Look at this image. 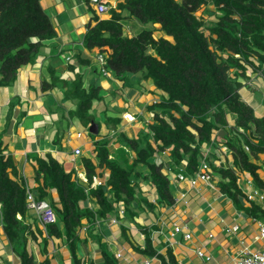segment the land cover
Listing matches in <instances>:
<instances>
[{
	"label": "trees",
	"instance_id": "16d2710c",
	"mask_svg": "<svg viewBox=\"0 0 264 264\" xmlns=\"http://www.w3.org/2000/svg\"><path fill=\"white\" fill-rule=\"evenodd\" d=\"M85 2L89 5L88 0ZM209 5L214 6L211 19L197 15ZM89 8L92 21L84 35L85 48L99 49L106 70L115 77L139 74L163 96L147 107L152 120L138 138L130 140L120 135L122 145L135 154L132 163L125 150L110 159L108 138L94 141L93 153L99 163L82 159L88 187L48 155L36 157L39 184L32 191L25 180L16 177L13 159L0 152L1 216L10 242L21 249V264H38L28 251L23 224L29 209L28 191L38 203L45 202L50 192L58 194L50 205L58 221L47 228V235L51 239L65 238L73 264H83L76 253L81 240L77 231L83 218L94 223L97 216L106 219L122 206L125 214L135 216L136 204L150 210L173 207L176 201L167 169L195 175L204 153L216 141L217 146L223 144L230 149L233 160L232 167L216 166L210 156L206 157L211 170L228 180L218 184L220 192L232 199L237 209L264 219L263 208L252 203L250 209L245 207L246 196L238 185L239 175H246L264 193L258 173L264 167V159L260 161V155H264V116L257 114L242 93L253 75L264 80V0H121L107 20ZM125 19L145 27L152 25V29L125 36ZM154 25H160L163 36L156 35ZM56 36L41 0H0V88L12 86L19 71L36 61L43 43ZM98 90L95 86L82 90L76 113L80 118L92 121V101L102 100ZM167 151V162L150 161ZM101 169L109 171L106 184L91 188L93 176L102 175L98 173ZM140 180L155 190L156 204L139 198ZM87 202L95 203L98 209L88 208ZM143 233L144 249H137L141 255L176 264L172 250L168 249L166 256L157 254L152 242L154 228H146ZM41 264L51 262L46 259Z\"/></svg>",
	"mask_w": 264,
	"mask_h": 264
},
{
	"label": "crops",
	"instance_id": "0c3cea01",
	"mask_svg": "<svg viewBox=\"0 0 264 264\" xmlns=\"http://www.w3.org/2000/svg\"><path fill=\"white\" fill-rule=\"evenodd\" d=\"M102 1L108 11L98 15L101 19H110L111 9H115L121 0ZM41 4L51 17L57 36L43 43L36 61L19 71L12 86L0 88V152L13 159L16 177L25 180L32 191L39 184L36 157L45 158L48 155L63 164L67 172H74L79 182L88 187L82 159L92 158L94 163H99L93 153L94 141L108 138L110 159L125 150L132 163L135 154L122 145L120 135L130 140L138 138L152 120L147 107L159 102L163 95L139 74L117 78L108 71L107 75L101 72L99 49L88 51L84 46V35L92 21L90 5L85 0H41ZM210 7L214 11V6L210 5L205 13L209 11L211 15L213 11ZM209 14L206 17L211 19ZM126 21L129 22L123 24L125 36L132 37L141 32L135 33L131 29V24L137 21ZM154 28L158 30V37L163 36L159 31L160 25H154ZM254 80L260 85L264 83L261 78L255 79V75L252 82ZM91 86L99 87L98 94L102 100L92 101L89 111L92 121H88L76 113L82 90L88 91ZM258 91L251 93L252 97ZM246 92L242 91L247 98ZM251 106L258 115L264 116L260 111L262 105ZM125 115H132L134 120L127 121ZM92 122L99 126L98 135L88 133ZM218 142L223 141L220 139ZM77 149L81 151L79 156L75 155ZM169 154L167 151L150 161L167 162ZM208 156L216 166H233L232 152L223 144L217 146V141L207 150ZM263 159L264 155H260V161ZM167 170L170 190L176 201L173 207L156 206L150 210L146 205L136 204L135 216L125 214L122 206L118 213L106 219L97 216L94 223L86 218L81 220V227L77 231L81 240L77 243L76 253L83 264H140L145 258L163 264L159 257H146L137 250L139 247L144 249L143 230L146 228H154L152 242L157 254L166 256L167 250H172L176 264H235L240 250L245 246L264 250V240L257 239L259 224L264 219H256L248 212L237 209L234 201L220 192L218 184L227 183V179L211 170L212 177L208 183L199 181L192 186V176H187L183 170ZM98 173L102 174L97 177L105 185L109 171L101 169ZM258 173L264 182V167ZM10 174L15 180L14 172ZM139 182V198L144 197L156 204L155 190L147 182ZM238 185L246 196L245 207L250 209L252 203L264 209V204L259 200L248 201L249 194L256 191L264 193L246 175H239ZM90 187L96 188L92 182ZM57 198L58 194L53 191L45 202L51 205ZM85 205L98 209L93 202ZM1 211L0 204V264H21V249L11 243L6 235ZM112 220H117V224H113ZM23 224L28 251L38 264L46 259L51 264H73L66 239L49 238L36 210L28 209ZM176 226L183 227L191 235L190 239L185 238L183 233L174 234ZM235 226L238 230L231 231ZM45 238L48 239L46 244ZM200 249L210 256L209 261L197 255Z\"/></svg>",
	"mask_w": 264,
	"mask_h": 264
},
{
	"label": "built area",
	"instance_id": "2783aa9c",
	"mask_svg": "<svg viewBox=\"0 0 264 264\" xmlns=\"http://www.w3.org/2000/svg\"><path fill=\"white\" fill-rule=\"evenodd\" d=\"M89 3L100 14L105 13L107 11V6L105 3H103L102 0H89ZM99 62L101 64V72L104 75H107V70L105 68L106 62L103 56H99ZM125 118L127 121L134 120V117L132 115H125ZM244 149L247 152H249V147L245 146ZM80 154L81 151L79 149L75 150V155L79 156ZM204 157L205 158L201 160L199 170L191 178L192 186H195L199 181L203 183H208L211 180L212 171L206 160L207 151L204 153ZM180 178L182 179L183 176L181 175ZM92 185L94 187L101 186L102 185L101 179L98 178L97 176H93ZM181 198H184V196H181ZM247 198L249 202H254L257 200H259L262 203L264 202V194L258 193L257 191L254 192L253 194L252 193L249 194ZM28 200H29L28 207L36 210L39 217V221L46 231L49 226L57 223L58 217L56 213L53 211V209L50 207L49 203L47 202L38 203L30 191H28ZM112 222L113 224H117V220H112ZM237 230H238L237 226L231 229V231L233 232H236ZM182 233L185 235V238L190 239L191 235L189 233H186L183 227L180 226L174 227V234H182ZM258 235L259 236L257 239L260 238L264 240V221L259 224ZM197 255L201 258H205L207 261L211 259L210 256L205 254V252L202 249L197 250ZM118 257H120V255H118ZM140 264H156V263L154 259L145 258ZM235 264H264V250H260V251L253 250L250 247L245 246L240 250L239 257L237 258Z\"/></svg>",
	"mask_w": 264,
	"mask_h": 264
},
{
	"label": "rangeland",
	"instance_id": "374dc122",
	"mask_svg": "<svg viewBox=\"0 0 264 264\" xmlns=\"http://www.w3.org/2000/svg\"><path fill=\"white\" fill-rule=\"evenodd\" d=\"M178 1L180 2L181 0H178ZM209 6H208V8H209ZM92 8L94 9V7H92ZM210 9H211V11H213L212 7H210ZM201 14L203 15L205 20H209L206 17L209 14L208 12L205 13V11L203 9H201V11L197 13V15H201ZM128 22L129 21H126V19L122 21V23L124 25ZM131 26H132L131 27L132 31H134L135 33H138L139 31H142L143 29H146V30L152 29V25H147V27H144V25H141L138 22L132 23ZM252 89H254V90H252ZM257 90H259L258 94L252 97L251 93H254ZM244 91L245 92L247 91L246 92L247 98L245 96H243L244 100L248 101L249 104H251V105H255V106L262 105L263 107L260 108V111L264 113V83L262 85H260V83L256 80H254L253 82L251 81L250 84L248 85V87L244 88ZM88 133H89V131H88Z\"/></svg>",
	"mask_w": 264,
	"mask_h": 264
},
{
	"label": "water",
	"instance_id": "95a60500",
	"mask_svg": "<svg viewBox=\"0 0 264 264\" xmlns=\"http://www.w3.org/2000/svg\"><path fill=\"white\" fill-rule=\"evenodd\" d=\"M98 132H99L98 124L95 122H92L91 126L89 128V133L94 134V135H98ZM45 205H47V204H45Z\"/></svg>",
	"mask_w": 264,
	"mask_h": 264
},
{
	"label": "clouds",
	"instance_id": "9594fccd",
	"mask_svg": "<svg viewBox=\"0 0 264 264\" xmlns=\"http://www.w3.org/2000/svg\"><path fill=\"white\" fill-rule=\"evenodd\" d=\"M88 3H89V0H88ZM103 3H104V2H103ZM89 5L92 6L90 3H89ZM106 6H107V5H106ZM92 7H93V6H92ZM93 10H95V12H96L97 14H100V13H98V12L96 11L95 8H94ZM107 11H108V8H107ZM107 11H106V12H107ZM102 14H104V13H102ZM100 15H101V14H100ZM99 56H101V55H99ZM104 59H105V58H104Z\"/></svg>",
	"mask_w": 264,
	"mask_h": 264
}]
</instances>
